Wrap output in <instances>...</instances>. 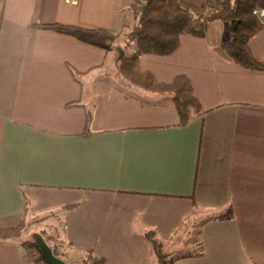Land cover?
I'll list each match as a JSON object with an SVG mask.
<instances>
[{
    "label": "crops",
    "instance_id": "obj_1",
    "mask_svg": "<svg viewBox=\"0 0 264 264\" xmlns=\"http://www.w3.org/2000/svg\"><path fill=\"white\" fill-rule=\"evenodd\" d=\"M143 2H0V226L17 224L31 202L35 217L58 224L64 255L52 253L65 264L90 250L98 264H155L145 231L173 252L194 218L229 207L197 225L203 254L171 264H264V70L231 58L223 20L184 34L172 54H143L158 80L191 78L203 112L180 124L172 94L118 69L134 49L120 46L138 22L131 6ZM250 47L264 61V29ZM29 254L0 241V264H31Z\"/></svg>",
    "mask_w": 264,
    "mask_h": 264
},
{
    "label": "trees",
    "instance_id": "obj_2",
    "mask_svg": "<svg viewBox=\"0 0 264 264\" xmlns=\"http://www.w3.org/2000/svg\"><path fill=\"white\" fill-rule=\"evenodd\" d=\"M5 0H0L4 2ZM209 14L191 9L180 0H144L141 4L131 6L138 17L136 25L125 29L120 41L121 48L126 51L133 45L134 49L125 54L119 61L120 73L130 83L146 90L158 93L172 94L177 107L180 124L185 125L198 113L203 112V107L197 98L191 78L187 74H178L170 81H160L155 75L144 70L140 65L143 54L167 56L176 51L181 44V38L186 33H199L206 23L213 20L226 21L228 37L224 46L231 58L239 65L250 70H264V61L259 58L250 47V40L264 29V24L254 14L256 8H264V0H218L211 6ZM76 28V27H73ZM78 105L70 102L66 106ZM87 134V133H86ZM196 209H202L196 205ZM34 204L28 202L21 220L11 226H0V241H13L21 244L26 249L37 246L33 238H22L31 221L39 219L34 216ZM229 207L219 211L200 214L194 218L193 227L204 224L208 220L222 219L229 212ZM199 222V223H198ZM44 232V240L52 248L54 255H64L63 241L57 229ZM150 242L155 264H171L175 256L164 250L163 243L153 230L144 232ZM39 248V247H38ZM199 253L203 254L202 241L199 242ZM98 259L93 251L83 258V264H98Z\"/></svg>",
    "mask_w": 264,
    "mask_h": 264
},
{
    "label": "rangeland",
    "instance_id": "obj_3",
    "mask_svg": "<svg viewBox=\"0 0 264 264\" xmlns=\"http://www.w3.org/2000/svg\"><path fill=\"white\" fill-rule=\"evenodd\" d=\"M213 2L214 4H216L215 0H208V5L209 6H213V4L211 3ZM48 220V221H47ZM35 219L33 221L30 222L26 233H24V235L22 236V238H33L35 239V234L39 233L41 236H44V232L43 231H48V232H52V230L57 229V232H59V229L57 228V225L52 222L50 219ZM189 224L186 226V228L184 229V231L180 234L179 238H182L184 236V233L186 232L187 228H188ZM199 226H195L193 227L194 232L192 233V236L188 237L185 235L184 240L182 238V247L179 248H175L174 250H172V253L174 256L177 255L178 253H191L194 251H198L199 249ZM45 238V236H44ZM179 239H177V241L174 242V244L178 243ZM30 253H32V256H34L35 260L40 264L39 262V248L37 246H32L30 248ZM74 264H83L82 263V259L80 257H76Z\"/></svg>",
    "mask_w": 264,
    "mask_h": 264
},
{
    "label": "water",
    "instance_id": "obj_4",
    "mask_svg": "<svg viewBox=\"0 0 264 264\" xmlns=\"http://www.w3.org/2000/svg\"><path fill=\"white\" fill-rule=\"evenodd\" d=\"M35 240H36L38 247L42 249L43 254L45 255V257L51 264H65L62 260L58 259L57 257L53 255L52 250L48 247L43 236L37 233L35 234Z\"/></svg>",
    "mask_w": 264,
    "mask_h": 264
},
{
    "label": "built area",
    "instance_id": "obj_5",
    "mask_svg": "<svg viewBox=\"0 0 264 264\" xmlns=\"http://www.w3.org/2000/svg\"><path fill=\"white\" fill-rule=\"evenodd\" d=\"M215 2H216V4H217L218 0H215ZM211 3L213 4V6L216 5V4H214L213 2H211ZM254 14H255V15L257 16V18H258V19L264 24V8H256V9L254 10ZM29 260H30L31 264H39V263L35 260L34 256H32V253L29 254Z\"/></svg>",
    "mask_w": 264,
    "mask_h": 264
}]
</instances>
